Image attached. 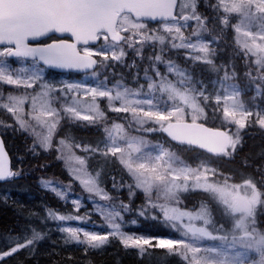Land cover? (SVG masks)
<instances>
[{
  "label": "snow or ice",
  "instance_id": "snow-or-ice-1",
  "mask_svg": "<svg viewBox=\"0 0 264 264\" xmlns=\"http://www.w3.org/2000/svg\"><path fill=\"white\" fill-rule=\"evenodd\" d=\"M200 5L201 0H0V100L4 99L3 85L33 89L32 93L25 91L22 95L9 91L7 102L0 103V108L13 115L20 130L30 131L37 137L30 151L38 154L37 142L45 151L49 150L58 125L65 117L70 122L105 123V136L95 147L90 144L75 146L85 153L99 152L106 158L109 155L115 157L127 170L133 181L127 185L129 203L121 202L119 209L131 212V200L136 195L134 189H140L145 194L146 206L142 205L137 215L147 217L152 211V218L159 219L162 214L165 226L172 227L180 235V238L156 239L152 245L148 238L121 230L122 224L117 218L122 221L123 217L115 205L109 209L97 205L96 210L111 231L101 235L79 227H62L60 230L67 234L66 243L75 241L89 248H100L110 238H118L125 248L139 249L141 254L146 245L167 249L169 253L179 255L186 264H264V233L255 227L258 206L264 205V191L252 179H246L242 184L229 183L227 178L223 183L214 182L210 176L216 175L215 169L204 163L192 167L170 146L166 147L167 142L132 135L123 124L115 122L109 128L106 112L100 103L106 99L110 111L127 114L124 119L128 121V128L136 132H161L171 141L214 155H231L229 149L234 151L241 141L240 130L249 124L264 129V110L256 107L253 111L249 102L242 98L241 88L231 82L236 78L235 71L229 73L226 65L218 66L212 59L216 50L210 45L218 42L221 36H213L212 41L203 39V34H212L219 26H222L221 33L233 29L239 54L248 67L245 75L250 83L260 81L251 101L254 103L258 96L264 97V0H203L204 8L211 10L212 15L201 12ZM233 19L237 22L232 23ZM190 21L196 26L191 35L186 36L183 29L191 26ZM153 24L156 27H152ZM50 34H60L61 37L67 34L71 40L56 38L49 43H31L50 37ZM193 37L197 38L195 42ZM101 40L104 43L93 50L91 45ZM157 43L161 46L160 52L149 59L165 64L167 72L155 69L153 77L146 70V90L143 84L133 89L120 81L112 87L99 81L94 86L68 83L57 88L45 81L43 68L37 66L42 63L60 69H93L98 64L94 57L119 62L127 54L125 48L142 55L146 45L154 47ZM166 44L172 49L189 50L188 58L208 65L211 72L224 68L223 77L213 81L214 87L209 91L202 79H196L173 60H165ZM11 58L18 62L15 67L9 62ZM251 65L255 66V75ZM168 73L177 79H170ZM81 91L91 98L90 102L79 98ZM69 93L75 95L71 97V103H65ZM29 100L31 110L26 113L25 105ZM57 104L59 108L55 106ZM221 107L222 127L229 130L212 129L199 122L209 119V108L211 118L219 119L217 113ZM31 120L36 123L32 124ZM233 124L237 129L235 133L230 131ZM37 127L43 131L38 132ZM59 143L71 149L65 139ZM68 162L79 165L71 172L87 192L104 200L112 199L98 187L100 173L93 176L88 172L85 157L72 153ZM20 174L10 168L8 155L0 142V181ZM44 186L50 187L51 182H44ZM113 187L117 188L115 177ZM119 187L123 188L124 184ZM195 190L211 194L222 206L223 215L233 221L230 230H225L223 225L215 227L207 204L201 203L196 211L182 210L177 206L182 203L181 193ZM153 192L156 201L152 200ZM56 194L64 198L60 191ZM73 204L78 212L79 201L74 200ZM48 214L58 221L83 220L79 215H58L51 209ZM197 222L202 223L198 225ZM41 238L36 232L26 244L17 243L10 251L0 253V259ZM206 241L219 243L207 244Z\"/></svg>",
  "mask_w": 264,
  "mask_h": 264
},
{
  "label": "rangeland",
  "instance_id": "rangeland-1",
  "mask_svg": "<svg viewBox=\"0 0 264 264\" xmlns=\"http://www.w3.org/2000/svg\"><path fill=\"white\" fill-rule=\"evenodd\" d=\"M202 8H204L203 0H201V5H200L199 10L201 11ZM209 12L211 13L210 15H212L211 10H209ZM236 22L237 21L235 19L232 20V23H236ZM189 23L191 26L183 29L186 36H190L193 28L196 26L194 21H190ZM152 27H156V25L154 24V26H152ZM221 27L222 26H219L217 28V30L215 32H213L212 34H208V33L203 34V39L205 41H212L213 36H219V34H221L220 35L221 39L218 42H214L210 45L213 49L216 50L215 55L212 57V59L214 60L215 64L218 66L219 65H226L227 66L226 70L229 73H232L233 70L235 71L236 78L231 82L236 83L241 88L242 98L249 102L250 106L253 107V111L256 110V107H259L260 109L264 110V97L258 96L254 103L251 101V98L254 95H256V85L258 83H260V81H257L256 83H250L249 78L245 75V73L248 71V67H246L244 64L245 61H244L243 56L239 54L240 49H239V46L236 44V33L231 28H229L227 31L221 33V31H220ZM196 39H197L196 37H193L192 38L193 42H195ZM241 39H243V38L241 37ZM103 43H104V41L101 40L100 43H98L95 46H92L93 50L98 48L99 45H101ZM160 48H161V46L158 43L154 47L151 45H146L142 50V55H137V53L135 51H132L131 49L125 48V51L127 54H126V56H124L122 58V61H119V62L112 61L110 58L108 61H103L102 57H99L100 63H101L99 65V68L97 69V71H95L91 74H88V75L87 74H83L80 76H74V75H70V74L58 75V74L50 73L49 71H47L43 67H42L43 68L42 74H43L46 82L55 85L57 88H60L64 84H68V83L81 84V85H85V86H94L99 81H105L107 83L108 87H112L113 85L116 84L117 81H120L123 85H125L129 88H133V89H136L141 84H143V85H145V90H146V86H147V81H146V76H145L146 70L148 71V75L153 76V77L155 76V69H158L161 73L167 72L165 64L156 63L154 61V59L153 60L149 59V57H153L154 54L159 53ZM164 48H165V51H164L163 55H164L165 60H168V59L173 60L181 68L186 69L189 73H191L196 79H198V80L202 79L205 82V84L207 85L209 91H212V89L214 87L212 82L218 81L219 78L223 77V75H224V71H225L224 68H221V70L219 72H211L208 70L209 69L208 65H205L201 62H194L191 59H189L188 58L189 50L172 49L170 44H166L164 46ZM117 51H118V49H117ZM130 53L133 54V56L128 59L127 56ZM110 56H111V53H109V57ZM238 58H242L241 59L243 61L242 66H239L238 64H237L238 66H236L234 64V60H236V62H237ZM230 59L232 60V62ZM17 63L18 62L14 63V67L17 65ZM26 63H30V61H26ZM112 64H117L116 66H117L118 70H121L122 68L123 69L119 72H116L114 75L105 76V72L107 71V68ZM153 65L155 66V68L152 67ZM37 66L41 67L40 65H37ZM233 66H234V68H233ZM251 67L253 68V75H255L256 74L255 70H254L255 66L251 65ZM238 68H240V69H238ZM100 71L102 72L101 74H103V76L100 75ZM122 72L125 73V74H123V76H122ZM168 75H169L170 79H173V80L177 79L171 73H168ZM2 87H3L4 99L0 100V103L7 102L6 97H7V94L9 93L10 90L14 94H18V95L24 94L25 91H27L28 93L33 92V89L25 90L22 87L19 89H16L14 86L9 87L7 85H3ZM215 87L218 88L219 85L216 84ZM38 90H39V88L36 87V91H38ZM73 95H75V94L69 93L68 99L65 101V103H71V97ZM79 98L83 102H90V99H91L90 97L84 96L83 91H81L79 93ZM100 103H101V107L106 112V115H107L106 124L109 128H111L112 124L115 122L118 124H123L125 126V128L127 129V131L129 133H131L132 135H143L146 139L151 140V141L159 140L161 142H167L166 147L170 146L172 151L176 152L179 156H181L192 167H198L199 165L204 163L209 168L215 169L216 175L210 176V180H212L214 182L223 183L225 178H227L229 183H241L242 184V182L244 180L252 179L257 184L258 188L262 191V189L260 188L258 178L256 179L251 174L250 175H242V174L237 175V173H240V172L236 169V167L233 166V165L238 164L240 162L243 165H247L248 167L251 166V164L249 165V163H248V162H250V160H249L248 154H246L247 150H249V148H253V147L260 145L259 142H252V140H256L254 138L257 137L258 132L262 136H264V129L259 128L258 125H254V123H252V124H249V126H247L245 129L240 130L241 141L236 146L234 151L232 149H229V152L231 153V155L224 156V155H211L210 154L211 156H208V155L202 154L200 152L197 153V152L192 151V150H183L184 148H182V149L177 148L176 145L168 137H166L164 135V133H161V132H153V134H155V135H151L149 133L136 134L131 130L132 128H128V121H127V119H124V117L127 114H124V113L113 114V112L108 109V104H107L106 99L101 100ZM117 104H118V102H117ZM55 106L58 108L60 107L59 104H57ZM30 110H31V101L29 100L25 105V112L27 113ZM0 111H2V112H0V122L3 120L10 119L11 124L9 123V124L5 125V127L14 125L17 129L18 137L21 138V141L23 143L22 145H25L23 147L24 156H22L20 154L22 156V161H25V162L30 161V163H33V165H34V167H32L33 169H31V171L28 172V174L26 172L27 167H25V169L23 170L24 163H21V169H17V170L14 169V170L20 172L21 173L20 175H22V177L27 175V178L29 179L27 185H29V187L31 189H34V185H35V189L39 188L40 190L45 191L44 197H46L47 193H49L50 195H52L57 200V202L59 199L63 203L64 207H66L65 209H62V210H66V212H62L60 210V207H58V206H52V205H46L45 206V204H44L45 202H43L42 199H38V197H37L39 194H41L38 191L37 192L29 191L28 193L23 194L22 192H19L17 189L15 190V189L9 188V186H5V185L1 186L0 185V201H2L4 203H5V201H7V203H9V200H11V201H13V203L20 204L24 208L29 209L31 211V214H34L35 215L34 217L38 219L36 221L35 226L32 227V229H33L32 233L35 234L36 232H38L41 234V236L44 235L46 238V240H44V241H39L37 243L29 245L28 247H24V248L19 249L16 253L12 254L11 256L2 257V258H6L3 262L8 261L11 257L16 256L19 252H25V251L30 250V249L32 250V252L35 251L36 254H40L42 256H45V253H47V252L48 253L54 252V247H56L58 249V252L62 253V254L65 252H71V251L73 252V249H77V248H81L83 251L90 250V251L100 252L101 250H96V248H89L86 245L77 244L75 241H69L66 243L65 240H66L67 234L60 230L62 227L73 226V227H79L82 230H88V231L96 232V233L101 234V235L108 234L111 231V229L108 227V224H107L106 220L104 219V217L102 215H100L99 212L96 210L97 205L104 206L106 209H109V208H111L112 205H115L117 207V209L121 211V214L123 217L122 221L120 220V218H117V222L122 224L121 230L123 232L129 234V235H137V236H143L145 238H148L151 240L152 245H154L155 240L159 239V238H180V237L166 236L164 231H161V233H159V234L158 233H155V234L152 233L151 232L153 230V226L151 225V220H152V216H153L152 211H149V214L147 217L137 215V210L142 205L146 206L145 194L140 189H134L136 192V195L134 197H132V200H131V208H132L131 212H124L122 209H119V205L121 202H123L125 204L129 203V191H128L127 185L129 183H133L131 177L128 175L127 170L123 167V165L120 164L119 159H117L115 157H111L110 155L106 158L103 155H101L99 152H96V153H94V155H92V157L95 158L96 160H98L99 163L104 162V161H108V160H113L114 168L111 170V172L109 171V174H108V177L110 175H112V176H110L111 179H113V177L116 173V168H117L116 163L122 168V170L120 171V175L124 171L126 172L125 179H123L124 181L122 182L124 184V187L121 188V192L124 194V197L114 193L117 191L108 189L106 187L105 182H103L102 178L100 177V175L98 178V187L105 190V192L112 198L110 200L101 199L100 196H97L94 193L87 192L84 189V187L81 185L80 181L78 179L74 178V175L72 174L71 169L74 167H79V165L75 164L74 162L69 163L68 162L69 155L74 153L76 156L85 157L87 160V156H89L91 154V153L86 154L84 151L81 150V148L75 146L76 144L85 145L84 141L75 139L68 132H63L61 134V132L63 131L62 129L66 124L69 126V128H71L72 124H75V125L77 124L76 121L70 122L66 117L63 118V120H65V121L57 129L56 133L54 134L52 147L49 150L45 151L43 148H41L39 146V143L37 142L36 152L38 154L40 152L41 153L37 158L38 160L37 159L34 160L33 156H35V154L32 151H30V149L33 145L34 140H37V137L30 134V131L20 130L19 125L17 124L15 118L13 117V115L11 113L7 112L6 109L0 108ZM211 111L212 110L209 108L208 109V112L210 114L209 119H207L206 121L205 120H201V121H204V123L206 122L207 124L209 122L208 125H210L214 128L222 127V123H223L222 107H221L220 112L217 113V116L220 117L219 119L213 120L211 118ZM61 114L63 116L62 109H61ZM25 118L30 119V117H27V116ZM254 119H255V117H253V120ZM189 120H190V117H189ZM30 122L32 124L36 123L34 120H31ZM96 126L97 127L94 129L96 131V133H92V139H95V142L92 145L93 147H95L97 142L100 141L101 139H103L105 136V133H104L105 123L102 122L100 124H97ZM252 127L256 128L255 129L256 131L254 133H250V129H252ZM222 128H225V127H222ZM225 129L229 130V128H225ZM36 130L38 132L43 131L39 127H37ZM230 131L233 133H235L237 131L236 126L234 124L230 126ZM10 132H13V131L10 130ZM246 137L251 139L250 143H248V141L246 140ZM62 138L65 139L66 143L71 145V149L64 148L62 145H60L59 142ZM258 139L260 140V138H258ZM26 140L28 142L27 144H25ZM245 141H246V143H248L247 146L244 145ZM101 147H103L102 144H101ZM58 148H60L61 150L57 151ZM6 149H7V147H6ZM27 152H31V155L28 154V157L26 156ZM7 153H8L9 162H12V158H11V155H9L8 149H7ZM238 153H241L240 158H238ZM58 157H60V158H58ZM45 159H46V161H45ZM51 160L59 162L61 168H64L66 170V172L69 175V178L67 177L68 181H62L63 180L62 176L64 174H59L57 170L49 168V170L45 171L46 166L48 164L51 165V163H49V161H51ZM263 161L264 160L262 159L261 162H263ZM12 166L14 167L13 164H12ZM263 167H264V165H263ZM86 168H87V161H86ZM223 168H228V169L234 171L235 173L224 172V171H222ZM87 170L91 175L95 176L96 172H92L88 168H87ZM201 170H203V169H201ZM101 174L104 175V172H102ZM121 176L123 177V175H121ZM22 177H21V179H22ZM236 177L238 179H240L241 181H237ZM263 177H264V174H263ZM27 178H25V179H27ZM30 181L34 182V185H32V183ZM119 181H121V180H119ZM44 182H51V186L45 187ZM53 189H55L56 191H60L63 194L64 198L57 196L56 191H54ZM117 193H119V192H117ZM193 194H196L201 199L192 205H196L197 209H199L201 203L207 204L211 213H212V219L215 222L216 228H219L221 225H223V223L227 224V226H224L225 230L226 229L230 230L232 228L233 221H231L230 219H228L227 217H225L223 215L222 206H220L219 209L214 211L212 208L214 206L215 200L212 198V195L209 196L208 195L209 193H205L202 190H195V191H189L186 193H181L182 203H180L177 206L180 207L181 209H185L186 207L184 204H187L185 201L189 200V198L191 196H193ZM205 195H207L206 198H204ZM121 199H123V200H121ZM74 200L79 201L80 207H79L78 212L76 210V206L73 204ZM152 200L156 201V193L155 192H153V194H152ZM159 202L163 203V201H159ZM38 207H40V209ZM261 208H264V205L258 206V210H257L256 216H255V227H256L258 232L264 233V231L263 232L260 231V225H259V220H258L259 216L261 217V215H264V213L261 214V211H262V210H260ZM50 209L54 210L56 212V214H58V215H69V214H71L73 216L79 215L80 217H83V220H75V219L71 220V221L54 220L48 214ZM131 214H134L135 217H133ZM133 220L136 221L135 224L132 223ZM161 226H162V229H165V228L173 229L170 226H165L164 223H162ZM209 227H210V230H212V226H209ZM216 235H222V234H216ZM81 238H83V237H81ZM113 239L114 238H110V240H113ZM116 239H118V238H116ZM17 243L26 244L27 240L22 241V242H16L15 244L11 245L7 249H0V253H2L4 251H10L11 247H15ZM205 243H207V244L217 243L218 244L219 241H206ZM100 248H103V246H101ZM154 249H159V248H155V247L146 245L144 254L153 253ZM131 251H133V250H131ZM134 251H135L136 255L141 254L139 249H134ZM162 251L169 253L167 249H162ZM59 253H57V254H59ZM149 255H151V254H149ZM165 255H167V254H165ZM175 256H176L177 261L180 264H186V262H184L179 255L175 254ZM143 257H145V256L143 255ZM152 257L153 256L151 255V258Z\"/></svg>",
  "mask_w": 264,
  "mask_h": 264
},
{
  "label": "trees",
  "instance_id": "trees-1",
  "mask_svg": "<svg viewBox=\"0 0 264 264\" xmlns=\"http://www.w3.org/2000/svg\"><path fill=\"white\" fill-rule=\"evenodd\" d=\"M206 10V9H205ZM208 12V10H206ZM234 64L237 66L243 65V61L241 58H238L237 62L234 61ZM241 64V65H240ZM65 120H61V124L58 125V128L63 124ZM0 123V131L3 134L5 145L11 155L12 158V166L13 169H21V163H24L23 170L25 167H27V174L28 172L33 169L34 167L33 163L22 161V156H24V150L23 147L25 145H22L21 138L18 137V135L13 131L10 132L9 126L4 127L7 125L6 121L3 120ZM76 125L72 124V127L69 128V126L66 124L63 127V132L70 133L71 136H73L77 140H82L88 145H93L95 142V139H92V133H96L94 130L96 128L95 125H92L86 121H76ZM256 130L255 128L250 129V133H254ZM257 137L260 138V140L255 137L252 140V142H259V146L249 148V152L247 151L246 154L249 156L250 162L249 165H243L241 162L238 164L233 165L236 167V169L240 172V174L245 175H252L256 179L258 178L260 188L262 191H264V136H262L259 132L257 133ZM246 140L248 143H250L251 139L246 137ZM27 140L25 141V144H27ZM246 141L244 142V145L247 146ZM37 153V152H36ZM41 153V152H40ZM40 153L37 155L35 154L34 160L38 158ZM22 156H21V155ZM31 155V152H27ZM263 155V157H261ZM241 157V153H238V158ZM47 159V158H46ZM45 159V161H46ZM261 159V160H260ZM38 160V159H37ZM90 161H88L89 168L94 172H104V175H102L103 182L106 183V187L110 190H115L117 192H114L117 195H120L124 197V194L121 192V188L119 185L124 181L126 172L124 171L121 173L123 177L120 175V171L122 168L117 167L116 173L114 175L116 181H117V188L109 187L108 185V174L109 171L114 168L113 160H108L104 162H100L94 158H90ZM52 161V162H51ZM49 161L51 165H47L45 168L46 170H49V168H52L54 170H57L59 174H64L62 181H68L66 174L63 172V170L60 168V163L56 162L54 160ZM256 162V163H255ZM26 165V166H25ZM44 165V164H43ZM263 167V168H262ZM247 169V170H246ZM15 170V171H16ZM229 172L234 171L227 168ZM246 170V171H244ZM239 174V173H238ZM112 176V175H110ZM109 176V178H110ZM20 177V178H19ZM22 175L16 176L12 179V181H7V183L0 184L1 186H9L11 189H17L19 192H22L23 194L28 193L29 191L34 192H40L37 197L38 199H42L43 202H45L46 205H52V206H58L60 207V210L62 212H66L63 203L58 199L57 200L47 193L46 197H44L45 191L40 190L39 188L35 189L34 182L30 181L32 185H34V189H31L28 184V178L27 175L22 177ZM27 178V179H25ZM110 180L113 182V179L110 178ZM121 180V181H119ZM10 182V183H8ZM36 197V198H37ZM123 200V199H121ZM40 209V207H38ZM261 214L264 213V208H261ZM34 214H31V211L29 209L24 208L20 204H15L13 201L9 200V203L7 201L2 202L0 201V248H7L13 243L16 242H22L25 240H29L33 237L32 233V227L35 226L37 218L34 217ZM259 225H260V231H264V215H261V217H258ZM46 238H42L41 240H35L32 244L37 243L39 241H44ZM4 242V243H3ZM112 242L114 243L112 245ZM5 244V245H4ZM110 245V246H109ZM119 245V246H118ZM113 247V248H112ZM116 247V248H115ZM121 247V248H120ZM112 248V249H111ZM115 249V250H114ZM96 250H101L102 252L98 251H83L81 248L73 249V252H65V253H59L58 249L54 247V252L52 253H45V256H42L40 254H36L35 251L32 252V250H27L25 252H19L16 256L11 257L8 261L3 262L2 264H180L175 255H165L166 253L162 251V249H154L153 253H146V254H140L136 255L133 248H125L119 241V239L114 238L113 240H110L108 243L103 245V248H96ZM124 250V252H123ZM130 250V251H129ZM133 250V251H131ZM137 252V251H136ZM59 253V254H57ZM151 254L153 257L151 258ZM142 255V256H141ZM143 255L145 257H143ZM18 256V257H17ZM167 256V257H166ZM153 259V260H152ZM156 259V260H155Z\"/></svg>",
  "mask_w": 264,
  "mask_h": 264
},
{
  "label": "bare ground",
  "instance_id": "bare-ground-1",
  "mask_svg": "<svg viewBox=\"0 0 264 264\" xmlns=\"http://www.w3.org/2000/svg\"><path fill=\"white\" fill-rule=\"evenodd\" d=\"M211 14V13H210ZM234 57V56H233ZM242 59V58H241ZM231 60V59H230ZM235 61V60H234ZM231 62H232V60H231ZM233 64V63H232ZM245 64V63H244ZM241 65V64H240ZM238 66V65H237ZM243 68V67H242ZM238 69H240V68H238ZM244 69V68H243ZM246 69V68H245ZM242 70V69H241ZM240 71V70H239ZM212 75V74H211ZM214 76V75H213ZM207 77V76H206ZM255 125V124H254ZM255 127V126H254ZM254 127H252V128H254ZM257 127V126H256ZM259 127V126H258ZM257 127V128H258ZM256 129V128H255ZM253 133V132H252ZM68 134V133H67ZM258 136V135H257ZM69 137V136H68ZM264 147V146H263ZM248 151V150H247ZM261 157H263V155L261 156ZM261 160V159H260ZM264 160V159H263ZM237 161V160H236ZM256 163V162H255ZM247 170V169H246ZM246 170H244V171H246ZM240 174V173H239ZM245 174V173H244ZM237 175H238V173H237ZM162 227V226H161ZM148 230V229H147ZM4 243V242H3ZM114 243L112 242V245H113ZM5 245V244H4ZM65 246V245H64ZM110 246V245H109ZM119 246V245H118ZM113 248V247H112ZM111 248V249H112ZM116 248V247H115ZM121 248V247H120ZM127 249V248H126ZM129 249V248H128ZM115 250V249H114ZM130 251V250H129ZM101 252V251H100ZM123 252H124V250H123ZM154 258V257H153ZM153 260V259H152ZM156 260V259H155Z\"/></svg>",
  "mask_w": 264,
  "mask_h": 264
},
{
  "label": "water",
  "instance_id": "water-1",
  "mask_svg": "<svg viewBox=\"0 0 264 264\" xmlns=\"http://www.w3.org/2000/svg\"><path fill=\"white\" fill-rule=\"evenodd\" d=\"M41 38H39L38 40H40ZM37 40V41H38ZM49 67V66H48ZM51 68H54V67H51ZM54 69H56V70H58V71H63V70H67V69H60V68H54ZM206 127V126H205ZM0 142H2L3 143V141H2V139H1V137H0ZM4 145V144H3ZM4 150H5V148H4ZM5 152H6V150H5ZM7 153V152H6ZM8 155V154H7ZM8 160H9V158H8ZM1 182V181H0Z\"/></svg>",
  "mask_w": 264,
  "mask_h": 264
}]
</instances>
